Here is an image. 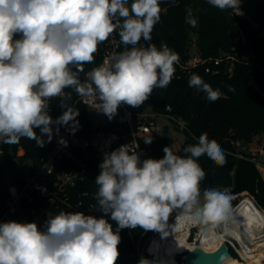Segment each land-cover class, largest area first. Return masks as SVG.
<instances>
[{"label":"clouds","instance_id":"9594fccd","mask_svg":"<svg viewBox=\"0 0 264 264\" xmlns=\"http://www.w3.org/2000/svg\"><path fill=\"white\" fill-rule=\"evenodd\" d=\"M162 0H0V143L17 144L21 138L44 147L53 138L52 125L78 127L79 110L66 104L73 89L94 98L95 107L111 120L121 105L139 107L155 88H166L175 74L179 54L166 43H151L161 19ZM221 11L239 12L241 0H207ZM175 4V0H171ZM187 23L195 27L191 9ZM118 32L123 49L85 73L98 46ZM20 34V39L14 37ZM143 39L145 44H141ZM139 45V46H138ZM188 86L205 93L210 102L223 95L192 73ZM232 90L231 88L229 89ZM61 98L65 108L53 121L49 102ZM35 129L40 130L37 135ZM59 131V127L56 128ZM61 143L66 141L61 139ZM152 142L145 139L146 144ZM138 147V145L136 146ZM135 147V148H136ZM132 145L103 154L95 199L99 211L110 214L116 231L103 217L83 212L50 214L44 230L35 222L0 223V264H116L120 230L143 229L164 237L174 212L201 232L227 229L232 219V195L207 188L203 155L218 166L226 163L224 149L207 133L183 149L169 146L161 159L142 162ZM224 256L220 257L223 264ZM138 264H157L141 258Z\"/></svg>","mask_w":264,"mask_h":264},{"label":"trees","instance_id":"16d2710c","mask_svg":"<svg viewBox=\"0 0 264 264\" xmlns=\"http://www.w3.org/2000/svg\"><path fill=\"white\" fill-rule=\"evenodd\" d=\"M131 2L129 0V4ZM240 6L253 21H261L264 0H241ZM161 8V19L153 29L151 41L158 48L161 43H166L183 60L189 57L193 45L203 58H219L237 51L243 59L235 62L231 72H228V65L222 64L221 71L215 75L205 72L204 68L181 77L174 74L171 83L166 88H155L144 104L136 108L127 106L136 113L152 106L159 114H170L182 120L186 124L182 130L185 142L181 150H172L175 154L186 155L183 149L189 144H196L198 137L207 133L210 140L217 141L224 149L226 163L218 166L207 155H203L198 158L203 171L229 169L234 176V187L230 194L248 191L264 209V179L254 162L243 151V147L259 144L264 140V38L251 28L250 21L237 20L231 14V9L221 11L211 6L207 0H175V4L171 0H164ZM187 9H191L192 18L197 21L195 27L186 22ZM236 22L245 41L236 27ZM18 36L20 34L15 37ZM192 73L201 76L214 89H220L223 94L220 99L210 102L205 93L189 87L188 80ZM78 127L89 142L91 158L85 179L78 184L77 192L95 194L98 187L95 179L100 172L99 164L103 158L97 155L91 144L92 135L97 131H112L116 127H97L88 116L79 120ZM35 131L40 135L39 129ZM165 141L166 146L170 147L167 140ZM144 145L142 142L143 148ZM3 150L4 159L0 164V214L4 211L8 187L23 181L21 167L24 161L33 160L38 163L48 153L49 143L45 141L41 148L37 147L34 140L21 138L17 144H3ZM164 155L162 152L157 159ZM200 188L201 192L207 188L223 191L210 179H203ZM101 217L116 231L117 223L111 220L110 214ZM119 234L121 240L116 264H138V243L146 242L153 231L145 232L139 227L125 228ZM256 264H264V260Z\"/></svg>","mask_w":264,"mask_h":264},{"label":"built area","instance_id":"2783aa9c","mask_svg":"<svg viewBox=\"0 0 264 264\" xmlns=\"http://www.w3.org/2000/svg\"><path fill=\"white\" fill-rule=\"evenodd\" d=\"M230 12L237 20L250 21L251 28L257 30L260 37L264 38V8L262 19L259 22L253 21L241 6L239 12L233 9ZM236 27L242 35V30L237 22ZM20 38L21 36L14 37V39ZM140 43L146 46L143 39ZM194 46H192L187 59L183 60L179 57V63L175 65L177 77L186 73L189 74L199 68H204L205 72L215 75L221 71L222 64L228 65V72H231L235 62L243 59L237 51L219 58H203L195 51ZM122 49L118 32H114L107 41L98 46L94 63L84 65V72L79 74L81 81L84 80L85 73L102 64L112 52ZM65 92L71 95V99L64 102L79 110V115L76 117L78 122L83 116H88L92 121L94 116L101 115L102 112L95 107L94 98L81 97L70 88L65 89ZM64 110L65 108L61 106V98H53L49 102L48 111L53 121L62 115ZM117 112H120L122 116L117 122L110 124L116 127L115 130L97 131L92 135L91 144L101 158H103L104 153L111 152L121 145H132L134 148L138 145L135 150L142 162L144 160L142 142H145L146 138H152L159 130L160 117L171 119L182 130L186 127L182 120L176 119L170 114H159L152 106H147L142 112L136 113L127 105H121ZM57 127H59L58 132L56 131ZM52 128L53 138L51 142H48L47 136L43 138L49 143L48 153L41 157L38 163L33 160L24 161L21 167L23 172L22 183L12 184L8 187V197L5 201L4 211L0 214V223L8 221L35 222L41 230H44L45 221L49 215H55L60 211L83 212L85 215L94 216L97 219L104 215L99 211L97 201L94 198L95 194L77 192L78 184L85 179L91 158L88 140L81 134L79 127L75 132L71 131L70 125L53 124ZM96 138L100 139L97 146L94 142ZM61 139L66 141V146L60 142ZM243 151L247 153L257 169L264 172V140L259 144L243 147ZM3 159V143H0V164ZM26 162H30L28 170L25 168ZM231 190L223 189L222 192L230 194ZM231 195L233 197L231 201L232 219L226 230L213 229L201 232L174 212L169 223L174 226L180 225L181 229L177 227L168 233V246L175 251L173 259L171 261L162 260L153 253V247L156 246L157 241H160V233L153 232L143 247L138 246L139 260L143 257L155 260L157 264H184L186 255L190 250L200 246L208 251L207 248H214L220 241H222L221 244L223 242L228 244L231 255L237 264H250V262L263 257L264 218L261 221L247 219V222H244L241 216L248 210L247 207L249 206L263 214L264 209L249 193ZM183 230L187 231L185 241L191 246V249L177 250L178 235ZM216 249L214 248L213 251Z\"/></svg>","mask_w":264,"mask_h":264},{"label":"rangeland","instance_id":"374dc122","mask_svg":"<svg viewBox=\"0 0 264 264\" xmlns=\"http://www.w3.org/2000/svg\"><path fill=\"white\" fill-rule=\"evenodd\" d=\"M164 1V0H162ZM122 116L120 112H117L116 115L109 120L107 116H105L103 113L99 116H94L92 118V123L97 127H108L110 124H114L118 121V119ZM159 130L156 131L154 136L151 138L152 142L150 144H146L144 142V148H143V158L148 159H157L158 156H160L163 152V148L166 146V141L170 144L171 150L179 151L181 150L184 142H185V134L183 133L182 129L178 126H176L169 118L167 117H160L159 118ZM148 139V138H146ZM96 146L100 143V139L96 138L94 140ZM30 167V162L25 163V168L28 170ZM260 172V171H259ZM261 175H263L264 179V172H260ZM263 173V174H262ZM242 193H249L248 191L240 192ZM238 193V194H240ZM252 195V194H251ZM145 244L144 242L138 243V246L143 247ZM137 246V247H138ZM236 263V262H235Z\"/></svg>","mask_w":264,"mask_h":264},{"label":"water","instance_id":"95a60500","mask_svg":"<svg viewBox=\"0 0 264 264\" xmlns=\"http://www.w3.org/2000/svg\"><path fill=\"white\" fill-rule=\"evenodd\" d=\"M204 179L212 180L216 186L225 190L234 187V176L229 169L225 171H205ZM222 255L224 256L223 263L233 258L226 242H223L214 251H207L198 246L187 253L184 264H221L220 257Z\"/></svg>","mask_w":264,"mask_h":264},{"label":"bare ground","instance_id":"6f19581e","mask_svg":"<svg viewBox=\"0 0 264 264\" xmlns=\"http://www.w3.org/2000/svg\"><path fill=\"white\" fill-rule=\"evenodd\" d=\"M247 211L245 213L242 214V220L245 222H247V219L251 220H258V221H261L263 218H264V214L259 211V210H255V208H252V207H247ZM248 213V214H247ZM247 214V215H245ZM181 229L180 225H175L174 226V229ZM171 230L172 229H169L168 232L165 233L164 237L161 236L160 234V241H157L158 245L155 244L156 246L153 247V253L156 254V256L162 260H166V261H171L173 259V254H174V250L172 248H170L169 245V239L168 238V233H171ZM186 238H187V231L183 230L182 233H180L178 235V245H177V250H184V249H191V246H189L187 243H186ZM221 242L220 241L214 248H218L220 245H221ZM214 248H207L209 249L208 251H213ZM263 257H260V259H257L256 261H253V262H250V264H256L257 262H259L260 260H264V254H262ZM236 261L232 258V259H229L227 260L226 262H224L223 264H237V262L235 263Z\"/></svg>","mask_w":264,"mask_h":264},{"label":"crops","instance_id":"0c3cea01","mask_svg":"<svg viewBox=\"0 0 264 264\" xmlns=\"http://www.w3.org/2000/svg\"><path fill=\"white\" fill-rule=\"evenodd\" d=\"M263 174V173H262ZM262 177H263V175H262Z\"/></svg>","mask_w":264,"mask_h":264}]
</instances>
